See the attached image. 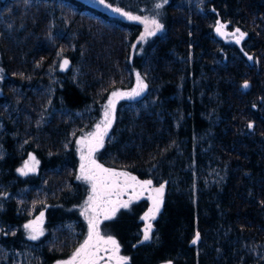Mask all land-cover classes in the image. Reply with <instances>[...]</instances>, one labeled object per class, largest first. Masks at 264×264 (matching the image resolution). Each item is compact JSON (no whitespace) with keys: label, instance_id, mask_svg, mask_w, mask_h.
Listing matches in <instances>:
<instances>
[{"label":"trees","instance_id":"obj_1","mask_svg":"<svg viewBox=\"0 0 264 264\" xmlns=\"http://www.w3.org/2000/svg\"><path fill=\"white\" fill-rule=\"evenodd\" d=\"M106 2L163 31L141 40L140 23L84 0H0V264H56L84 243L79 142L137 73L147 88L116 101L93 158L167 194L151 239L147 199L101 217L100 234L128 264H264V0Z\"/></svg>","mask_w":264,"mask_h":264},{"label":"snow or ice","instance_id":"obj_2","mask_svg":"<svg viewBox=\"0 0 264 264\" xmlns=\"http://www.w3.org/2000/svg\"><path fill=\"white\" fill-rule=\"evenodd\" d=\"M168 0H163V3H156L155 8L160 9L166 4ZM99 3L105 7L111 8L112 11L126 16L129 20L140 21L145 24V35H155L158 31L163 30V24L158 19H143L139 16L131 15L128 12L122 11L120 8H113L111 4L106 3V0H99ZM226 26L224 24H218L216 31L221 35H224L223 29ZM239 36L236 42L239 43L244 38V33L236 30ZM233 35H236L233 33ZM141 40L144 36H141ZM251 59V57H249ZM68 60H64L63 64L68 65ZM137 86L131 93L114 92L113 98L109 101L108 106L104 111V120L101 124L96 126V130L90 135L80 140L81 145V165H80V179L90 182L92 187V195L89 196L86 206L83 210V214L88 220L89 233L88 238L84 243L75 251L72 257L65 262V264H99L98 254L101 250L110 251L112 255L109 260L115 259L116 264H128V258L120 256V246L118 242L108 236L105 238L100 234L99 225L101 223V217L103 219L112 218L116 211L120 207L127 208L131 203V200H121L120 197L131 188L134 197L139 198L145 190L151 189V195L148 197L152 206L142 219L147 221L146 227L143 233V240L147 241L151 239L152 223L151 221L156 218L160 212V208L163 203V185L159 188H152V182L150 180L140 182L134 176H130L127 173L115 172L108 168H104L98 164L93 158V153L99 148L103 147L104 138L107 135L108 130L112 126L114 119L115 103L118 99L125 97L140 96L141 93L147 88V85L143 82V79L137 73ZM244 88L248 87V84L243 85ZM251 127V125H249ZM87 149V155L84 154V149ZM35 157H32L31 161L26 163L24 167L19 169L22 175H27L29 171H35L36 165ZM43 221V213H41L39 220H34L32 223L24 225L26 229L30 231L29 239L36 240L43 234L40 224ZM200 239L199 233H196L195 239L192 241L196 244Z\"/></svg>","mask_w":264,"mask_h":264},{"label":"rangeland","instance_id":"obj_3","mask_svg":"<svg viewBox=\"0 0 264 264\" xmlns=\"http://www.w3.org/2000/svg\"><path fill=\"white\" fill-rule=\"evenodd\" d=\"M85 2H87V3H90V4H92V5H94V6H96V7H98V8H101V9H103V10H105V11H107V12H109V13H111V14H113V15H116V16H119V17H123L124 19H127V17L126 16H122L121 14H119V13H117V12H114V11H112L111 10V8H108V7H105L104 5H102V4H100L99 3V0H84ZM106 3H108V2H106ZM108 4H110V3H108ZM112 5V4H111ZM112 7L113 8H120V7H118V6H115V5H112ZM121 9V8H120ZM122 11H124L123 9H122ZM126 12V11H125ZM132 15V14H131ZM134 16H137V15H134ZM140 18H141V20H143V19H148V20H151L152 18H150V17H145V16H139ZM133 21H135V20H133ZM136 22H138V23H140L141 25H142V29H143V32H142V35L141 36H144V39L143 40H145L146 38H148V37H150V36H152V35H145V27H146V25L145 24H143V23H141L140 21H136ZM258 26V25H257ZM263 29V28H262ZM163 31V30H162ZM162 31H158L157 33H159V32H162ZM0 77H1V74H0ZM104 120V119H103ZM85 137H83L82 139H84ZM80 150H81V145H80ZM84 154L85 155H87V149L85 148L84 149ZM32 157H35V161L36 162H38V159L36 158V156L34 155V154H29V156H28V158L26 159V161H25V163H24V165L26 164V163H28L29 161H31V159H32ZM81 163H82V161H81ZM38 164H39V162L38 163H36V165H35V171H29L28 173H33V172H36L37 171V169H38ZM24 165L22 166V167H24ZM21 167V168H22ZM79 174H80V172H79ZM89 184H91L90 182H89ZM130 192H132V191H130ZM145 193H148V197L151 195V191H150V189H148V190H145L144 191ZM133 194V193H132ZM92 195V189H91V191H90V194L88 195V197L85 199V201H84V203H83V206H82V212H83V210H84V208H85V206H86V202L88 201V198H89V196H91ZM129 198V200H131V203L129 204V207H130V205L133 203V202H135V201H137L138 199H140V198H146V199H149V198H147V197H145V194H142L141 196H139V198H135L134 197V194H133V197L131 198V197H128L127 196V193H124L121 197H120V199L121 200H127ZM135 198V200H133ZM150 200V199H149ZM151 206H152V202H151ZM120 208H123V207H120ZM128 208V207H127ZM84 215V214H83ZM84 217H85V215H84ZM40 219V216H37L36 218H34V219H32V221H30L29 223H32L34 220H39ZM85 219H86V217H85ZM44 220V219H43ZM86 221H87V223H88V220L86 219ZM143 221H145L144 219H143ZM28 223V224H29ZM146 224H147V221H145V225H144V229H145V227H146ZM40 227L42 228V231H43V221H42V223L40 224ZM88 229H89V225H88ZM27 230V235L29 236V234H30V231L28 230V229H26ZM89 233V232H88ZM88 238V236L86 237V239ZM85 239V240H86ZM112 255V253L110 252V251H103V250H101L100 252H99V254H98V257H99V263L101 262V264H116V260L113 258V259H111V260H109V257ZM120 255V254H119ZM121 256V255H120ZM72 257V256H71ZM70 257V258H71ZM69 258V259H70ZM69 259H67V260H64V261H60V262H58V263H56V264H65V262L66 261H68Z\"/></svg>","mask_w":264,"mask_h":264},{"label":"flooded vegetation","instance_id":"obj_4","mask_svg":"<svg viewBox=\"0 0 264 264\" xmlns=\"http://www.w3.org/2000/svg\"><path fill=\"white\" fill-rule=\"evenodd\" d=\"M125 193H127V196L128 197H133V192H128V191H126ZM143 194H145V197H147L148 198V193H145V192H143ZM142 199H146V198H140V199H138L137 201H139V200H142ZM129 200V198L126 200V201H128ZM133 200H135V198L133 199ZM148 201H149V203H150V206H149V209L151 208V200H149V199H147ZM151 223H152V221H151Z\"/></svg>","mask_w":264,"mask_h":264},{"label":"water","instance_id":"obj_5","mask_svg":"<svg viewBox=\"0 0 264 264\" xmlns=\"http://www.w3.org/2000/svg\"><path fill=\"white\" fill-rule=\"evenodd\" d=\"M163 185L164 187V193H163V198H165L166 194H167V185L165 183L162 184H157V185H151L152 188H159ZM151 191V189H150Z\"/></svg>","mask_w":264,"mask_h":264}]
</instances>
